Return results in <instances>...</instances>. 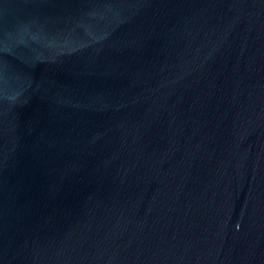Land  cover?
<instances>
[{
  "label": "water",
  "instance_id": "water-1",
  "mask_svg": "<svg viewBox=\"0 0 264 264\" xmlns=\"http://www.w3.org/2000/svg\"><path fill=\"white\" fill-rule=\"evenodd\" d=\"M0 264H264V0H0Z\"/></svg>",
  "mask_w": 264,
  "mask_h": 264
}]
</instances>
